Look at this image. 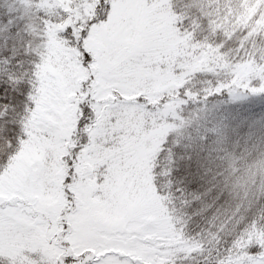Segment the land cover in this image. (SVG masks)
<instances>
[{"label":"snow or ice","instance_id":"snow-or-ice-1","mask_svg":"<svg viewBox=\"0 0 264 264\" xmlns=\"http://www.w3.org/2000/svg\"><path fill=\"white\" fill-rule=\"evenodd\" d=\"M0 264H264V0H0Z\"/></svg>","mask_w":264,"mask_h":264},{"label":"trees","instance_id":"trees-1","mask_svg":"<svg viewBox=\"0 0 264 264\" xmlns=\"http://www.w3.org/2000/svg\"><path fill=\"white\" fill-rule=\"evenodd\" d=\"M185 0H174V5L178 10H182V5Z\"/></svg>","mask_w":264,"mask_h":264}]
</instances>
